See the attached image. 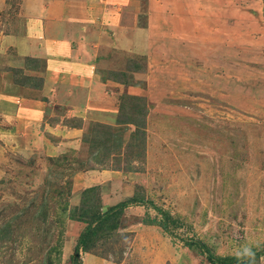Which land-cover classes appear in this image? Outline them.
<instances>
[{
    "label": "rangeland",
    "instance_id": "374dc122",
    "mask_svg": "<svg viewBox=\"0 0 264 264\" xmlns=\"http://www.w3.org/2000/svg\"><path fill=\"white\" fill-rule=\"evenodd\" d=\"M27 1L24 0V13ZM16 7L14 2L3 12V8L0 10L2 58L17 57L19 33L13 24L22 22L23 15L17 14ZM132 7L127 9L130 16ZM126 14L120 13L126 27L124 34L116 31L111 37L100 34V40H106L100 52L106 57H101L103 61H98L97 67L101 74L106 66L123 69L126 55L144 54L138 58L145 70L134 72L125 84H110L112 87L100 90L99 99L112 103L107 98L116 95L115 107L110 109L117 111L121 95L143 97L147 108L144 129L147 146L145 159L132 161L135 172L113 170V162L109 165L107 170L119 173L117 185L109 182L100 185V196L108 205L136 191L143 193L179 226H171L173 234H169L156 224L142 221L160 219L156 209L130 205L124 212L125 227L120 230L126 234L99 245L97 253L103 257L90 254L101 259L100 264H210L198 250L185 246L184 239L191 237L204 241L217 255H237L245 247L261 249L264 247V0H136L135 20L143 28L130 27ZM149 21L151 40L144 29ZM184 23L185 32L179 29ZM63 24L62 32L76 43L77 26L71 20ZM109 25L105 23L104 28ZM4 32L12 33V39L5 37ZM6 41L9 42L5 44ZM117 47L127 51L118 53L114 50ZM243 50L251 53L243 56ZM36 52L41 54L39 49ZM7 65H3L2 71L11 73L0 75V182L4 181L0 183V204L5 205V221H10L20 214L19 208H27L33 200L34 191L48 170L46 156L50 149L45 134L38 133L35 119L16 110L11 100L1 103L7 97L5 92H10L8 86H20V90L17 87L11 90L14 93L23 91ZM93 101L88 102L86 117L99 112L97 108L101 106L93 108ZM127 106L129 110L132 105ZM123 132L124 138H128L131 130ZM88 155L86 149L79 157L84 159ZM33 157L35 173L31 181L19 180L23 167L19 161ZM80 177L76 174L73 178L72 205L79 201L81 184L85 183ZM139 185L145 192H139ZM24 211L23 225L14 231L21 240L24 238V244L0 251V260L11 252L12 256L7 257H11L13 264H41L44 251L55 243L56 230L51 228L47 238L44 233L41 236L37 230L45 232L44 226L28 210ZM82 227L83 224L74 221L65 223L59 264H70ZM80 255L83 263L84 253ZM256 264H264V255Z\"/></svg>",
    "mask_w": 264,
    "mask_h": 264
},
{
    "label": "trees",
    "instance_id": "16d2710c",
    "mask_svg": "<svg viewBox=\"0 0 264 264\" xmlns=\"http://www.w3.org/2000/svg\"><path fill=\"white\" fill-rule=\"evenodd\" d=\"M133 56H125L127 58L123 69L117 67L103 69L102 79L125 84L134 72H143L145 67L138 57H142L144 54ZM24 65V69L33 72V74H25L22 68L10 69L15 75L16 83L28 89H41L43 77L40 74L45 71V60L24 57ZM35 73H39V75ZM143 100V97L137 95L123 94L120 96L121 103L117 113L116 126L96 121L90 123L81 136V141L87 145L89 154L85 159L80 158L77 151L71 148L56 156H46L48 170L45 172L39 188L34 191L33 200L30 201L27 208H24L30 212L32 218L44 226L45 232L37 230L38 233H41V236L44 233L45 238H47L46 235L51 228L55 227L56 230L55 243L44 251L40 259L41 264H55V260L57 264L60 263L64 226L67 221L83 224L70 255V264H84L80 259L81 253H93L103 257L102 254L97 253L99 245L107 244V242L114 241L115 237L126 234L120 233V230L125 227L124 212L130 205H145L156 209L161 214L160 219L156 221L144 219L142 221L156 224L169 234H173L171 226L172 228L179 226L178 222L167 211L154 205L151 199H146L143 193L140 194L137 191L126 199L106 205L101 200V186L91 185L84 187L79 192V201L76 204L72 205L70 203V197L73 195V178L77 173L92 169H108L112 162L115 166L113 170L135 172L137 169L132 165V161L145 159L147 135L144 129L147 108ZM127 105H132L131 109L128 110L129 106ZM65 121V124L69 126H81V121L76 118ZM128 129L131 130V133L128 138H124V132L122 133V131ZM19 162L23 167L19 171L18 179L25 178L31 181V175L35 173L33 169L35 157L28 160L21 159ZM116 163H122L123 165H117ZM57 168L67 169L68 171L62 173ZM64 174L67 176L66 180ZM3 182L1 179L0 183ZM138 188L139 192H145L143 186L139 185ZM4 207L5 205L0 204V251H4L8 247L16 248L18 244H24V238L21 240V237L15 235L14 231L16 227L20 229L23 225L21 221L26 212L24 209L19 208L20 214L13 217L15 220L11 218L10 221H5L7 212H5ZM12 222L16 223L12 224ZM31 238L30 236L27 242ZM184 244L190 249L198 250L210 264H256L259 258L264 255V247L258 250L251 249L255 253L254 259L238 258V255H217L204 241L197 237L184 239ZM27 245V249L31 250L32 247L29 244ZM7 255L12 256L11 252L4 254L0 264H13L11 257H7ZM104 257L107 258V255H104ZM31 260L32 258H26V261Z\"/></svg>",
    "mask_w": 264,
    "mask_h": 264
},
{
    "label": "crops",
    "instance_id": "0c3cea01",
    "mask_svg": "<svg viewBox=\"0 0 264 264\" xmlns=\"http://www.w3.org/2000/svg\"><path fill=\"white\" fill-rule=\"evenodd\" d=\"M14 2L18 6L16 7L17 14L23 15L22 22L13 24L19 33L17 35L19 47H17V54H15L17 57H0V75L10 72L2 71L5 63L10 69L13 67L24 69L23 57L26 56L45 60L46 67L45 71L40 74L44 78L41 89L33 90L21 85L22 93L21 91L14 93L11 90L15 91L17 88L20 90V86H16L17 88L8 86L10 92H5L7 97L1 103L11 100L16 104V110L18 109L26 117L31 116V120L35 119V124L39 127L38 133L45 134L46 141H49L48 149L50 150H48L47 156H56L71 148L76 150L77 155L81 157L87 149L81 142V136L89 122L97 120L96 122L107 125H117L116 118L119 106L116 108L117 111L112 110V107H115L116 95L108 96L107 99L112 103H109L108 100L101 101L99 99L100 90L103 91L105 87L111 86L110 84L120 85L114 81L103 80L101 69L99 70L97 67L99 64L97 62L101 61V57H106L100 52L101 47L106 43V40H100L102 39L100 34H109L110 37L114 35L115 31L124 34L126 27L121 22L120 13H127L125 16L131 22L130 27H145L136 23V0H28L25 13L22 9L24 0H0V10L3 8L1 10L3 12ZM130 5L133 6L131 16L128 15L129 11L127 10ZM98 12H100L99 15ZM186 15L188 14L186 13ZM204 18L206 19V17ZM67 20H71L79 30L76 43L62 32L63 23ZM105 23L110 25L104 28ZM205 23L206 21L202 22L204 26ZM150 25L149 21V24L146 25L147 29L144 28L145 32L147 31V36H150L149 40H151V32L153 34ZM186 28L185 23L179 26L183 32L186 31ZM181 30H178L180 31L179 34L182 33ZM4 33L5 37L12 39V33ZM72 34L73 32H70L69 36ZM8 42L6 41L5 44ZM38 49L41 54L36 52ZM114 50L119 53L123 49L117 47ZM123 51L126 52L127 50ZM250 53L243 50V56ZM15 59L17 62H13ZM108 67L111 66L104 68ZM24 72L28 75L33 74L26 69ZM10 81L12 83L11 78ZM89 101L95 103L92 104L93 108L101 106L100 109L97 108L99 112H95L93 115L95 119L92 118L93 116L86 117ZM108 108L112 109L108 110ZM55 110H57V114L54 113ZM71 118L79 119L81 126L65 124V120ZM61 129L62 131H60ZM55 131L57 132L55 133ZM77 174L81 176L79 180L85 179L84 185L81 184L83 188L91 185H103L107 182L114 186L117 185L115 181L119 176L118 171L107 169H92ZM83 260L84 264L92 262L100 264L101 262V259L99 260L97 256L90 253H84Z\"/></svg>",
    "mask_w": 264,
    "mask_h": 264
},
{
    "label": "clouds",
    "instance_id": "9594fccd",
    "mask_svg": "<svg viewBox=\"0 0 264 264\" xmlns=\"http://www.w3.org/2000/svg\"><path fill=\"white\" fill-rule=\"evenodd\" d=\"M237 255H238V258L247 257V258L254 259V257H255V253H253L251 248H249V247L243 248L240 252H238Z\"/></svg>",
    "mask_w": 264,
    "mask_h": 264
}]
</instances>
